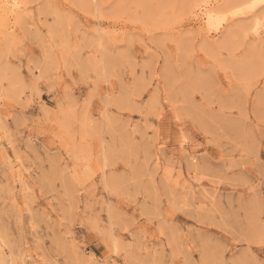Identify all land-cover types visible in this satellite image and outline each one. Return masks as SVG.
Wrapping results in <instances>:
<instances>
[{
    "label": "rangeland",
    "instance_id": "1",
    "mask_svg": "<svg viewBox=\"0 0 264 264\" xmlns=\"http://www.w3.org/2000/svg\"><path fill=\"white\" fill-rule=\"evenodd\" d=\"M0 264H264V0H0Z\"/></svg>",
    "mask_w": 264,
    "mask_h": 264
}]
</instances>
